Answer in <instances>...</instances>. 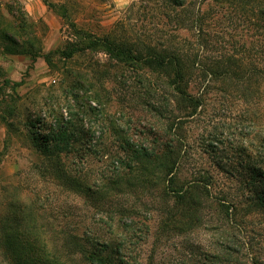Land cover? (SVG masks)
<instances>
[{
  "label": "rangeland",
  "instance_id": "1",
  "mask_svg": "<svg viewBox=\"0 0 264 264\" xmlns=\"http://www.w3.org/2000/svg\"><path fill=\"white\" fill-rule=\"evenodd\" d=\"M48 1L66 6L67 12L50 8L45 0H0V231L6 218L19 213L20 208L35 217L49 246L58 244V235L62 238L70 231H88L91 238L97 236L110 247L119 248V258L127 264H228L215 258L216 254L227 253L226 238L232 245L237 241L249 264H264V225L257 216L253 219L259 222L258 228L256 222L242 226L243 230L234 228L221 215L216 201L201 195L198 221L193 218L184 223L178 214L171 222L174 196L162 195L160 187L135 181L133 185L121 182L117 189H111L102 180L100 189H93L90 195L79 194L62 184L38 151L44 144L52 146L46 140L56 121L52 112L56 103L51 95L64 96L71 79L67 68L96 74V78L91 77L94 85L110 91L107 110L113 116H119L122 110L125 118L145 116L141 107L127 103L117 93L113 75L121 66L114 61L108 66L103 51L88 50L69 61L61 57L57 50L65 49L68 41L76 38L69 22L88 33L110 34L179 52L188 89L195 94L209 78L199 72L211 57L229 54L242 67L264 71V15L259 11H264V0H192L175 8L169 0ZM51 51L54 66L43 56L32 61V52ZM142 68L145 72L152 70ZM5 79L20 84L12 89ZM248 87L255 86L233 77L216 79L204 93L207 104L201 114L185 124L184 131L194 143L191 156L199 167L218 172L217 163L232 166L241 161L232 157L240 147L247 146L250 153L255 150L249 146L253 141L249 125L254 114L264 123V87L256 96ZM9 94L20 109L19 130L12 133L1 117V101H7ZM92 104L100 107L95 101ZM213 128L217 129L215 140ZM140 131L137 126L130 134ZM9 133L12 137L7 140ZM104 135L106 148L123 153L114 135L107 131ZM79 144L73 142L72 153L63 158L65 164L72 163L76 174L82 172L93 180L110 172L113 159L92 155L89 163L82 165ZM224 153L230 158L215 159ZM253 226L255 232L250 231ZM222 232L229 236L224 239ZM5 250L0 242V264H13Z\"/></svg>",
  "mask_w": 264,
  "mask_h": 264
},
{
  "label": "trees",
  "instance_id": "2",
  "mask_svg": "<svg viewBox=\"0 0 264 264\" xmlns=\"http://www.w3.org/2000/svg\"><path fill=\"white\" fill-rule=\"evenodd\" d=\"M169 1L173 8L192 3V0ZM45 2L52 9L59 7L64 13L67 12L66 6H58L48 0ZM259 11L264 15L263 10ZM69 25L75 31L76 38L69 40L65 49L57 50L61 57L69 61L88 50L103 51L110 62L108 66H111L112 61L121 66L113 75L117 93L127 103L141 107V113L145 116L125 118L124 110L119 116H113L107 110L110 91L102 88L103 86L94 85L91 77L96 78V74L90 75L76 68H67L66 73L71 79L66 85L64 96L51 95L56 103L52 110L56 121L52 135H47L46 140L52 146L44 144L38 149L62 184L76 189L79 194L90 195L93 189H100L102 180L111 189H117L121 182L129 185H133L135 181L149 182L150 185L160 187L162 195L174 196L171 222L176 221L174 217L178 214L184 223L193 218L198 221L200 217L197 213L203 206L201 195H204L216 201L219 212L232 227L243 230L242 226L255 224L256 216L264 225V123L258 121L256 114L250 118L252 123L249 125V133H253V141L249 146L255 150L250 153L247 146L240 147L233 152L232 157L241 161L232 166L217 163L218 172L209 167H199L193 161L191 155L194 143L184 131L185 124L198 117L206 106L204 93L210 90L213 81L233 77L240 82H249V85L255 87L248 89L256 96L260 93V87H264V71L256 67H242L240 61L229 54L211 57L207 64H202L199 72L206 73L209 78L203 88L194 94L188 89V76L179 52L175 53L167 46L159 47L143 42L138 44L110 34L88 33L73 22H69ZM15 43L19 47V43ZM51 53L52 51L46 54L32 52V61L43 56L49 65L54 66ZM197 55L198 53L195 54ZM144 66L151 68V72L143 71ZM4 81L12 89L20 84L9 79ZM9 96L7 101H1V117L12 133L19 130L17 124L20 109L18 102L12 95ZM94 101L100 105L99 108L92 104ZM85 121L89 123L88 127L85 126ZM96 126L99 127L98 130ZM137 126L141 131L131 135L130 131ZM106 131L115 136L118 148L123 153L113 152L111 148L105 147L103 140L106 138ZM212 131H216L212 137L215 140L217 129L213 128ZM220 133L223 135L224 132ZM11 137L9 133L7 140ZM78 141L81 146L79 151L83 155L82 165L89 163L92 155L107 161L113 159L114 166L108 174H99L91 180L82 172L81 175L76 174L72 163H64L63 158L72 153V143ZM217 157L215 159L219 161L230 158L226 153ZM219 173H224L225 178H220ZM127 175L130 177L127 178ZM36 224L35 217L27 215L24 210L20 211V208L19 213L16 211L12 216L9 215L2 224L0 242L11 263L127 264L120 260L119 248L110 247L97 236L95 239L91 238L88 231H70L62 238L58 235V244L49 246L47 238ZM258 225L259 222H256L257 228ZM256 226L250 231L255 232ZM224 234L222 232L220 236H229ZM230 241L226 238L227 253L216 254L215 258L221 263L249 264V258L247 255L245 258L237 241L233 240L236 245H232Z\"/></svg>",
  "mask_w": 264,
  "mask_h": 264
}]
</instances>
